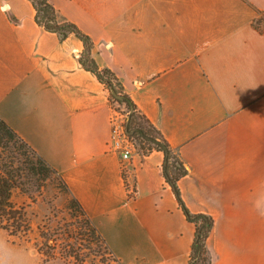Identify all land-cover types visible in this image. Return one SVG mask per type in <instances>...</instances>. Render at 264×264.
<instances>
[{"label":"crops","instance_id":"1","mask_svg":"<svg viewBox=\"0 0 264 264\" xmlns=\"http://www.w3.org/2000/svg\"><path fill=\"white\" fill-rule=\"evenodd\" d=\"M50 1L180 155L184 202L215 218L213 264H264V0ZM35 16L29 0H0V117L64 177L120 264H188L196 228L164 154L135 149L122 170L114 104L80 64L83 43Z\"/></svg>","mask_w":264,"mask_h":264},{"label":"trees","instance_id":"2","mask_svg":"<svg viewBox=\"0 0 264 264\" xmlns=\"http://www.w3.org/2000/svg\"><path fill=\"white\" fill-rule=\"evenodd\" d=\"M29 1L35 8V21L40 27L58 35L62 42L70 35H75L83 43L80 64L108 89L113 104L127 107L126 131L140 142L144 155L154 151L164 154L163 173L166 183L175 194L187 221L196 228L188 264H213L207 242L212 235L215 218L207 214L193 213L184 202L179 183L189 171L180 155L174 151L163 133L146 116L139 113L118 75L98 64L94 57L95 44L92 38L77 24L62 18L50 0ZM263 22L264 18L256 20V27L260 29ZM124 178L130 191L127 175L124 174ZM55 181L58 188L68 197L67 207L72 221L68 222L63 218L64 222H58L54 227L53 217L57 218L58 213L52 206L53 202H47L52 207L53 217L48 216L44 224L38 227L39 240L35 243L43 262L47 264L62 260L66 264H89L88 260L93 257L100 258L102 263L110 260L120 263L82 203L71 194L64 177L0 117V229L8 233L10 242L15 244L17 240L27 239L33 232L28 208L39 201L48 183ZM16 194L26 196L29 202L17 203L14 200ZM129 196L133 198L134 193Z\"/></svg>","mask_w":264,"mask_h":264},{"label":"rangeland","instance_id":"3","mask_svg":"<svg viewBox=\"0 0 264 264\" xmlns=\"http://www.w3.org/2000/svg\"><path fill=\"white\" fill-rule=\"evenodd\" d=\"M260 18H264V15ZM264 23V22H263ZM262 28V24L260 25ZM114 108L124 115L127 122L128 109L125 105H119L114 103ZM135 149L142 150L140 142L134 139ZM67 195L63 193L57 186V181L49 182L48 186L43 192L42 197L36 204H33L28 208V214L33 225V232L27 239L17 240L16 243H12L9 240L7 232L0 229V264H46L43 262V257L37 252L35 243L39 240L38 227L46 221L47 217H53V210L47 202H53V208L58 213V217H53L52 225L57 226L58 222H64L63 218L68 222L72 221L67 207ZM14 200L19 204L28 203L29 199L21 194H16ZM89 264H120L114 260H110L107 263H102L100 258L91 257L88 260ZM47 264H66L62 260H55Z\"/></svg>","mask_w":264,"mask_h":264},{"label":"built area","instance_id":"4","mask_svg":"<svg viewBox=\"0 0 264 264\" xmlns=\"http://www.w3.org/2000/svg\"><path fill=\"white\" fill-rule=\"evenodd\" d=\"M124 115H120L114 108L112 117V135L108 143V150L111 153L117 154L122 160V170L126 171V164L132 159V153L135 150L133 138L127 133L125 128Z\"/></svg>","mask_w":264,"mask_h":264}]
</instances>
